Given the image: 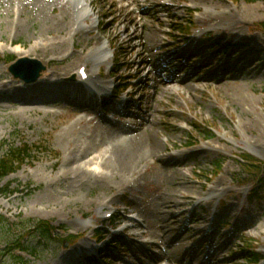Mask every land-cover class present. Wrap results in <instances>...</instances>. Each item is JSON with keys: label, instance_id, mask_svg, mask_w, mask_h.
<instances>
[{"label": "rangeland", "instance_id": "1", "mask_svg": "<svg viewBox=\"0 0 264 264\" xmlns=\"http://www.w3.org/2000/svg\"><path fill=\"white\" fill-rule=\"evenodd\" d=\"M90 1L95 13L93 18L73 32L74 5L69 0H0V75H3L0 86L12 80L17 86L22 85L7 69L12 59H20L15 53L18 45L30 50L36 44L63 40L65 43L49 48L47 57L41 52L38 57H31L49 61L48 71L50 74L59 72V82H62L77 74L84 65L92 71L93 65L86 58L99 47L101 38L106 42L111 40L110 65L103 64L97 68V73L101 72L106 80L113 79L116 84L125 85L128 80L125 78L138 67L130 69L123 64L140 63L137 55L145 49L138 46L124 59L129 45H140L141 40L135 39L131 44L125 42L133 35L134 28L151 21L153 41L147 38L150 29L141 30L139 26V34L144 33L148 40L145 46L152 49L148 57L151 64L143 65L141 77L146 78L149 71H154L149 74L147 87L136 96V99L144 97L139 112L147 120L131 123L137 128L139 123L146 126L148 120L154 121L159 141L166 143L161 154L165 157L178 154L187 162L172 168L150 162L142 164L136 176L116 177L108 165L105 169L109 163L105 149L109 150L115 142L113 136L121 133L118 128L89 109L81 112L74 110L73 105L44 103L66 99L61 94L54 97L29 94L32 103H14L18 96L11 91L10 85V89L0 91V146L25 143L35 153L15 174L0 181V264H15L7 251L4 235H13L26 242L30 252L35 250V254L20 256L25 264H67L66 254L78 246L93 243L94 230L102 225L105 210L112 206L120 208L119 217L112 225L117 221L124 223L125 214L120 212L124 213L126 203L145 225L144 229L140 226L135 231L147 233L148 239L160 241L162 233L172 240L184 225H189L178 242L165 246L169 255L180 258L181 249L188 254L194 252L195 261L200 264L206 263L209 251L214 254V264H250L247 257L252 252L264 257V184L244 175L239 159L249 154L264 161L263 60L254 61L246 68L247 72L242 70L238 76L223 71L221 75L224 76L218 81L219 76L213 77V63L195 70L200 58L191 59L190 65L182 66L183 60L172 54L180 41L183 46L185 42L208 38L206 42L210 45L217 37L233 36L240 37L241 41L256 40L260 51L257 54L264 59V32L253 31L264 23V0L255 3L249 0ZM157 18L162 22H157ZM113 20L116 23L109 27ZM208 31L211 38L204 35ZM168 55L175 60L166 67L162 59ZM151 60L157 61L155 67ZM118 65L122 69L117 70ZM64 69L69 72L65 74ZM137 80L139 78L131 81ZM122 123L132 125L125 119ZM75 148L79 158L86 155L96 158L81 182L60 178L65 171L64 163L75 156ZM192 151L197 153L189 156ZM180 156L178 159L182 160ZM125 181L128 184L124 187ZM217 185L219 192L212 195L210 190ZM179 190L181 193L177 192ZM6 191L15 192L5 196ZM103 201L108 207L100 206ZM183 211L185 214L178 217V225L165 219V212ZM189 212L204 219L202 227L205 230L213 226L217 247L212 249L205 245L203 248L199 243L203 236L192 230L196 229V224L189 223ZM29 221L50 222L59 228L58 234L50 241L40 240L32 233L34 227L27 226ZM227 221L232 227L223 226ZM157 225L163 226L162 231ZM236 229L240 230L233 235L232 230ZM71 234L82 235L83 239L76 246L68 244L65 247L63 242ZM245 244H251L250 250H246ZM121 252L128 254L132 264H140L126 249Z\"/></svg>", "mask_w": 264, "mask_h": 264}, {"label": "bare ground", "instance_id": "2", "mask_svg": "<svg viewBox=\"0 0 264 264\" xmlns=\"http://www.w3.org/2000/svg\"><path fill=\"white\" fill-rule=\"evenodd\" d=\"M72 4H74V8H76L78 10L77 14L75 13V22L78 23L79 21L83 20L84 17H89L92 15V11H91V7L89 5V3L86 0H70ZM137 2V0H136ZM80 6V7H79ZM110 15H114V14H110ZM157 22H162L161 18H157L156 19ZM115 20H113L110 24L109 27L112 25V27L114 26ZM153 25V22H143L140 25H138L136 28H134V33L133 35H129L128 36V40L125 42L126 44H131L135 39H139L140 41V45H134L131 46L129 45L128 49L126 50V53L124 54V59H127V57L134 51L136 50V48L138 46L142 47L144 50L139 52V54L137 55L138 58H141L140 63L137 62H133V63H127L125 62L123 64V66L127 67V68H132L133 66H137V70L136 72L133 74L134 77L139 78L138 80V84L136 85V87H140L138 88L139 90L142 88L140 86V84H145L144 82V78L141 77L142 72L144 70L143 65L146 63H150V60H148L149 58V53L152 51V49L149 46H145V44H148L147 41H153L154 40V35L152 34L153 30L151 29ZM139 26L141 28V30H145V28H148V31L150 33L148 40L146 38V36H144V33L139 34ZM130 29V27L126 28L125 33L128 32V30ZM43 34V32H42ZM118 37V35L116 36ZM15 40V39H13ZM58 39H53L50 41H47L46 43H40L39 45L36 44L35 46H33L30 50H27L26 48H24L23 46H17L15 47V53L20 56V58H24V57H32V56H39V53L41 52L42 56L47 57V51L49 50V48L53 45H60L61 42H64L63 40H60L61 42H57ZM144 40V41H143ZM16 42V41H13ZM111 44V40L109 41ZM144 42V43H143ZM19 43V42H18ZM65 43V42H64ZM261 43V42H260ZM20 44V43H19ZM22 45V44H21ZM98 45L99 47L95 48L94 50H92V52H90L87 56V60L90 61L93 66L94 69L97 68L98 66H100L101 64H103L105 58L107 57V53L109 51V47H107V42L105 40V38H101L98 41ZM41 46V47H39ZM41 48V49H40ZM164 49L166 47H163ZM170 56L168 55V57L163 58L162 60L165 61L166 67L169 66L170 62L172 60H169ZM152 61V66L155 67L157 61ZM41 62L43 64H49V61L46 62L45 60H41ZM264 64V63H263ZM152 71V70H151ZM63 72H65V74H67L69 72L68 69H64ZM253 72H256V69ZM29 77H31V75L33 74V72H27ZM151 73V72H150ZM251 73V74H252ZM54 77H53V76ZM3 75H0V78ZM58 76V78H57ZM60 73L59 72H54V74H50V72H45L42 76V78L37 81L34 85H30L29 87H19L17 86L16 82L14 80H12L11 82H9L8 84L2 85L0 86V91H6L10 85H11V91L13 93H18V94H27V93H32L35 94L34 96H46V97H54L55 94H52V91H49L47 88H44L46 90L40 91L39 89L42 87H47V85L49 87H58L59 86V78L60 77ZM54 80H56L54 82ZM90 81L91 82H99L98 80V76H96V73L94 72V70H92L91 76H90ZM95 85V84H94ZM97 86V85H96ZM100 87V85H99ZM100 89H106V87L104 85H101ZM64 95H66L68 98H74L71 96L70 93L68 92H64ZM22 101H25L27 104L32 102L30 101L31 99L27 98L21 99ZM14 103H21L20 100H15ZM85 110H83L82 112H84ZM154 125L155 122L148 120V123L146 124V126H141L139 128L136 129H124L121 130L120 128H118L116 125H111L114 128H118L120 130V134H116L114 137V143L111 145L110 149L106 151L105 149V154H109L108 160L109 163H106L105 165V169H107V165L108 168L111 172L116 174V177L120 176V177H128L131 174L135 175L138 172V168L142 166V164H147L152 162L153 164H157V163H161L165 166L168 165V167L172 168V167H176V166H182L184 165L187 161L183 160V157H181L180 155H174V156H168L165 157L164 155H162V151L166 149V143H163L161 141H159V132L157 133L156 131H154ZM146 129V130H144ZM141 131V132H140ZM77 151V148H75L73 150V153L75 154V152ZM101 152V150L99 151V153ZM103 152V151H102ZM104 153V152H103ZM197 152L192 151L190 155H195ZM179 156L181 157L182 160H179ZM96 158L90 159L89 155L86 156H82L81 158H79L77 156V154H75V156L71 157L69 159L68 162L64 163L63 168H64V172L61 173L62 175L60 176V178H65V179H70L71 181H77V182H81V179L84 178L85 173L90 170L88 168V166H91L92 164H94ZM83 162L82 164L79 162ZM75 165V166H74ZM136 166H138L136 168ZM88 168V169H87ZM139 176V175H137ZM124 183V187L128 184L125 182ZM176 185V184H175ZM178 185V184H177ZM179 186V185H178ZM219 185L214 186L211 190L210 193L216 194L217 192H219ZM181 193V190L177 191ZM176 194H174L175 197ZM173 197V198H174ZM180 197V196H179ZM183 197V194H182ZM184 198V197H183ZM184 199H188L187 197H185ZM217 199V196L214 198V200ZM168 204L171 205L172 202L168 201ZM106 202L103 201L101 202L100 206H105ZM174 206H177L176 203L173 204ZM181 205L178 204V206ZM185 214V211L181 212V213H174V212H170V213H166L165 212V219H171L172 224L178 225V217L182 216ZM189 223L192 224H196V229H192L194 230L195 234H203L204 233V226L203 225V218H200L195 212L190 213L189 212ZM217 214V213H215ZM168 219V220H169ZM170 221V220H169ZM143 226V225H142ZM144 227V226H143ZM157 228L162 231L163 226H159L157 225ZM187 229H189V225H184L181 228V232L178 233L177 235L174 236V238L172 240H169L168 238H166V236H164L162 233L159 234V238L160 243L157 242H153L150 243L152 245H159L160 247H165L167 244L171 245L173 243H176L179 241L180 236L183 234L182 232H185ZM153 237V236H152ZM181 255L182 257L178 258L174 255H169L166 251H164L161 255H155L151 258V262L150 264H199L198 262H196V258L195 256H192L190 254H188L186 251H184L183 249H181ZM66 258H70V257H74V253L69 254L67 256H65ZM210 259V258H208Z\"/></svg>", "mask_w": 264, "mask_h": 264}, {"label": "trees", "instance_id": "3", "mask_svg": "<svg viewBox=\"0 0 264 264\" xmlns=\"http://www.w3.org/2000/svg\"><path fill=\"white\" fill-rule=\"evenodd\" d=\"M258 1L259 0H249L250 3H255ZM261 26V29L264 30V23ZM47 147L49 149V146ZM48 149H44V151H48ZM0 152H3V154H1L0 156V181H2L10 175L16 173L27 161H29L32 157V154L35 153V150H33V148L25 143H22L19 146L10 143H3L0 146ZM240 160L241 165L245 171L244 175L248 176V178L258 179L259 183H264V179L261 178L264 174L263 161H260L249 154L240 156ZM11 193L13 192L6 191L5 195L7 196ZM2 222L3 220L1 221V223ZM27 226H33V233L44 241H50V239H52L53 237V228L48 222L29 221ZM4 236L5 238H7V251L12 254V258L15 264H25L23 263V259L16 255V252H29L30 247H27L26 243L22 242L20 239L14 238L13 235ZM30 254H35V250L31 251ZM247 261L257 263L259 261L258 254H249L247 257Z\"/></svg>", "mask_w": 264, "mask_h": 264}, {"label": "water", "instance_id": "4", "mask_svg": "<svg viewBox=\"0 0 264 264\" xmlns=\"http://www.w3.org/2000/svg\"><path fill=\"white\" fill-rule=\"evenodd\" d=\"M8 71L16 78L26 82H35L45 71V66L38 60L23 58L11 64ZM27 72H33L35 75L29 77Z\"/></svg>", "mask_w": 264, "mask_h": 264}]
</instances>
